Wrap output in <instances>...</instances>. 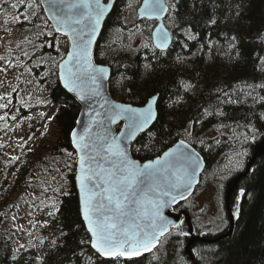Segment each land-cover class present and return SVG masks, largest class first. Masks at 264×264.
<instances>
[{
    "label": "trees",
    "instance_id": "trees-1",
    "mask_svg": "<svg viewBox=\"0 0 264 264\" xmlns=\"http://www.w3.org/2000/svg\"><path fill=\"white\" fill-rule=\"evenodd\" d=\"M6 1L0 0V3ZM127 1H115L116 6L99 39L96 61L99 65L111 66L113 75L124 74L127 81L120 101L144 106L147 100L159 95L158 120L134 144L136 159L154 160L180 140L190 142L204 156L205 177L222 185L220 208L226 223L221 231L210 235L195 221L196 233L216 238L227 232L229 226L225 208L227 184L241 171H225L228 157L239 151L237 140H233L236 137L223 134L209 138L208 132L231 127L244 137H264V87H261L264 85V0H167L171 7L169 17L176 22L174 42L168 51L156 50L149 56L142 55V51L117 54L107 46V34L111 30L130 27L126 22ZM40 4L38 0L40 12L31 24L35 27L48 22ZM153 24L146 21L144 25L148 35H152ZM39 39L43 43L48 38L39 36ZM53 47L54 44L38 46L39 52L33 54L32 61L28 57L25 61L15 60L19 65H26H21L22 79L30 74L28 64L34 62L33 69L37 71L36 61L41 55L51 53ZM54 71L46 104L56 111L59 136L41 142L39 151L10 161L6 155L7 143L0 138V177L4 176L0 183V264H163V259L175 264L183 260L192 264L185 251L188 237L180 229H173L153 253L132 260L103 258L91 247V235L80 214L74 177L77 154L70 140L80 105L63 89L57 79L58 69ZM12 109L0 119V135L9 133L19 123L27 124L32 133L38 118L26 120L24 106L14 113ZM208 114L209 124L205 122ZM254 144L252 139L245 144V164L252 157ZM62 166L71 185L51 214L37 218L33 240L15 248L11 236L1 229L7 213L17 207L13 196L31 183H41L44 173L57 175ZM233 195L234 211L240 206L234 234L216 244L195 243L192 250L201 264H264L263 156L250 175L240 181ZM189 201L175 210L187 209L195 220L197 213L192 212Z\"/></svg>",
    "mask_w": 264,
    "mask_h": 264
},
{
    "label": "snow or ice",
    "instance_id": "snow-or-ice-1",
    "mask_svg": "<svg viewBox=\"0 0 264 264\" xmlns=\"http://www.w3.org/2000/svg\"><path fill=\"white\" fill-rule=\"evenodd\" d=\"M166 2L144 0L141 16L159 18L168 10ZM47 10L55 32L70 39L67 58L59 64L60 79L88 109L87 123L78 121L82 130H73L71 136L78 150L81 214L91 234L89 243L114 261L132 260L155 249L162 237L179 227L162 209L177 197L186 199L200 167L199 156L185 150L191 145L180 140L175 149L154 160L141 163L132 159L128 145L155 118L157 97L147 100L145 107L113 103L105 97L108 69L93 62L91 46L106 4L101 0H51ZM156 38L157 48L167 47L169 35L163 26ZM7 107L0 103V108ZM120 121L125 130L113 135L111 126Z\"/></svg>",
    "mask_w": 264,
    "mask_h": 264
},
{
    "label": "rangeland",
    "instance_id": "rangeland-1",
    "mask_svg": "<svg viewBox=\"0 0 264 264\" xmlns=\"http://www.w3.org/2000/svg\"><path fill=\"white\" fill-rule=\"evenodd\" d=\"M144 0L127 1L126 22L130 26L128 29L111 30L107 36L113 52L121 54L123 52L137 54L142 51V55L149 56L155 52L152 35L145 31V21L138 20V11ZM7 4L0 3V96L5 99L0 103H7V108H0V117H4L9 108L20 111L24 106L27 112L23 117L26 120L38 118L35 130L30 133L28 125L25 123L16 124L14 129L4 136L0 135L2 141L7 143L8 160L22 159L25 155L35 150H40L41 142L56 139L59 136L55 123V110L49 108L48 96L52 90L51 79L55 69L59 68L60 62L66 57L69 50L68 39L53 30V26L48 22L40 23L37 27L32 26V20L40 12L37 3L25 0H8ZM153 22V21H147ZM150 31L156 26L154 22ZM175 20L168 17L167 24L172 29L176 28ZM39 36H47V41L39 42ZM43 44H54L49 54H43L36 61L37 71L33 69L34 62L28 64L30 74L23 79L21 65L15 62L25 57L32 61L33 54H38V46ZM52 48V47H51ZM63 58V59H62ZM147 68V66H145ZM32 73V74H31ZM127 79L124 74L113 75L112 95L117 101L122 99L124 94V84ZM223 134L235 136L233 140L239 151L228 157L225 171H237L245 166V155L247 144L252 138L258 140L260 137H244L238 129L231 127L214 129L209 132V138H216ZM50 153V152H49ZM51 154V153H50ZM57 175L47 172L41 176V183H31L29 186L20 189L13 200L17 203L14 211L7 213V219L2 228L5 233L11 236L15 248L30 243L35 237L34 228L37 218H46L54 210L65 189L71 185L69 178L59 167ZM4 176L0 177V183ZM199 191L193 195L189 201L192 212L197 213L194 220L199 224L205 233L215 235L221 231L226 221L225 214L221 207L222 185L214 184L204 176V181ZM181 232V231H180ZM178 232V233H180ZM163 264H175L174 262L163 259ZM181 264H190L182 261Z\"/></svg>",
    "mask_w": 264,
    "mask_h": 264
},
{
    "label": "water",
    "instance_id": "water-1",
    "mask_svg": "<svg viewBox=\"0 0 264 264\" xmlns=\"http://www.w3.org/2000/svg\"><path fill=\"white\" fill-rule=\"evenodd\" d=\"M39 1L41 3L40 5L43 6V9H44V12L46 14L47 19L49 20V22L51 23V25L54 28L53 30H55L54 21L52 19H50V13L47 10L49 4L51 3V0H39ZM115 1H117V0H101V2L103 4H106L107 11L105 12L104 16L101 19L100 27L97 30V34H96V36L94 38V41H93V44L91 46V51H92V56H93V62L97 66H102V67H105V68L108 69V74H107L108 75V79L103 84V91H104L105 97L110 102H113V103L128 104V103H124L122 101H117L112 95V91H111L110 88H111V82H112V79H113V77H112L113 68L111 66H109V65H103V64L99 65V63L96 61V53L95 52H96L97 47H98L99 42H100L99 39H101V37L103 35V32L105 30V26H106L107 20L110 17V14H112V12H113V10H114V8L116 6V2ZM162 2H163V0H162ZM143 5H144V2H143L142 6L140 7V9H139V11L137 13L138 14V20L140 22L145 21V20L146 21L156 22V26H155L154 30L152 31V37H151L152 41H153V45L155 47V50H157L159 52L168 51V49H170L172 47L173 42H174V37H173L174 36L173 35L174 29H172L171 27L166 25L167 24V19H168L169 15H170V11H171L170 5L168 4V2H166V7H167L168 10L166 12H164L159 18L141 16V10L143 8ZM161 26L164 27V29L168 32V35H169V40H168L167 47L164 48V49H160V48L156 47V44H157L156 33H157V30ZM57 34H60V33H57ZM60 35L64 36L63 34H60ZM66 38L68 39L67 41H69V50H68V52H69L70 51V39L68 37H66ZM66 58H67V55H66V57L64 59H66ZM62 62H63V60L60 62V64ZM57 79L59 80V82L62 85L63 89L76 100V103H78L80 105V114H78L79 115L78 121H83V122L87 123V121L89 119V117L87 115H85L86 111L88 110L87 109V105H85L82 101H80L76 97L75 93L69 92L68 89L64 87V81L62 79H60V69L59 68H58V78ZM155 97H157V99H156V101L154 103V106H153V111L156 114L155 118L152 121H150L147 125H145L144 129L142 131H140L139 133H137L135 139L133 141H131L130 144L128 145V154H129V156L132 159L137 160L139 162H140V160L136 159L134 157L132 149L134 147V144L140 138V136L142 134L148 132L154 126V123H156L157 120H158V117H159V112H158L159 95H157ZM128 105H131L132 107H145L146 106V104L144 106H135V105H132V104H128ZM97 107H98V105H97ZM74 130H82L81 124L77 123ZM124 130L125 129H124L123 121H120L117 124H114V125L111 126V131H112L113 135H117L118 136L119 133L121 131H124ZM70 140H71V143H72V147L75 150L74 152H76V154H77L76 175L74 177H75L76 189H77L78 196H79V201H80L81 192H80V185H79V180H78V176H79L78 150H77L76 146L74 145V143L72 141V136H71ZM184 141L186 143V146L187 145H191L190 149H188L186 147L185 150H191V151H194L195 153L198 154L199 159H200V167L198 169L195 181L193 182L191 189L188 192L185 193L186 199L180 200L179 197H177V201L166 205L162 209V213L168 220L178 224L179 227L182 229V233H184L183 235L189 238V240L187 242V245H185L186 246L185 251H186V253H187L188 257H189L188 259H190L191 263L192 264H201L198 261V259L196 258L195 254L193 253V250H192V247L194 246L195 243L201 242V243H203L205 245L206 244H208V245L216 244L217 242L221 241L222 239L228 238V237H230V236H232L234 234V231L236 229V219L238 218L239 212H240V206H239V210H237L235 212L233 207H232L233 206L232 205V201H233V196H234L233 194L235 193L236 189L239 187L240 181H242L244 178L248 177L250 175V173L252 172V168H254V165L256 164V162L260 158H262V156L264 157V137L260 138L257 141L255 139H252V141L255 142V144H254L255 148H254V152L252 154V157H250V159L247 161L246 167H245V169H243L244 171L240 172L239 174H237L236 176L231 178V180L227 184V188H226V191H225V206H226L225 208L227 210V214H228V217H229L228 220H230L229 228H228L226 233H224V234H222V235H220V236H218L216 238H206L203 235L196 233V225H195V222L193 221L194 219H193L192 213L189 210H187V209H183L181 211L175 210L176 207H178L181 204L187 202L188 200H190L192 198L193 195H195V193L197 192L199 186L202 183L204 174L206 172L205 170L207 169L206 160L204 159V156L201 154V152L198 149H196L195 147H193V145L190 142H188L186 140H184ZM178 144H179V141L176 144H174L172 147H170V149H175ZM170 149H168L167 151H169ZM141 163H144V162H141ZM164 199L165 200H169L170 198L169 197H164ZM80 209H81V202H80ZM84 223H85V226L87 227L85 221H84ZM179 227H177V228H179ZM172 229H171V232H172ZM163 239H164V237L161 238V241ZM161 241H160V244H161ZM160 244L158 246H160ZM158 246L155 249L151 250V251L143 252L140 256L134 257L133 259L141 258L143 256L145 257L146 255H149V254L153 253L157 248H159ZM101 256L103 258L111 259V258L105 257L103 255H101Z\"/></svg>",
    "mask_w": 264,
    "mask_h": 264
},
{
    "label": "flooded vegetation",
    "instance_id": "flooded-vegetation-1",
    "mask_svg": "<svg viewBox=\"0 0 264 264\" xmlns=\"http://www.w3.org/2000/svg\"><path fill=\"white\" fill-rule=\"evenodd\" d=\"M25 1H31V2H34V3H37L38 4V0H25ZM5 4H7L6 2H3V4H2V6L3 5H5ZM209 114H208V116H207V118H206V121L205 122H207L208 124H209ZM209 133V132H208ZM209 151V150H208ZM246 165V164H245ZM243 169H245V166L242 168V169H240V171H244ZM228 228H229V226H228ZM180 230H181V228H180ZM199 234V233H198ZM189 240V238L187 239V241Z\"/></svg>",
    "mask_w": 264,
    "mask_h": 264
},
{
    "label": "bare ground",
    "instance_id": "bare-ground-1",
    "mask_svg": "<svg viewBox=\"0 0 264 264\" xmlns=\"http://www.w3.org/2000/svg\"><path fill=\"white\" fill-rule=\"evenodd\" d=\"M226 233V232H225ZM208 245V244H207Z\"/></svg>",
    "mask_w": 264,
    "mask_h": 264
}]
</instances>
